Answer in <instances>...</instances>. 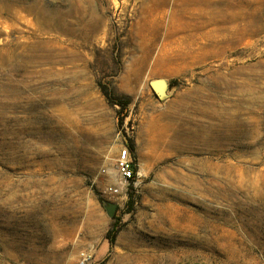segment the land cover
Here are the masks:
<instances>
[{
    "label": "rangeland",
    "instance_id": "374dc122",
    "mask_svg": "<svg viewBox=\"0 0 264 264\" xmlns=\"http://www.w3.org/2000/svg\"><path fill=\"white\" fill-rule=\"evenodd\" d=\"M203 2L0 0V264H264V0Z\"/></svg>",
    "mask_w": 264,
    "mask_h": 264
},
{
    "label": "built area",
    "instance_id": "2783aa9c",
    "mask_svg": "<svg viewBox=\"0 0 264 264\" xmlns=\"http://www.w3.org/2000/svg\"><path fill=\"white\" fill-rule=\"evenodd\" d=\"M117 171L125 181L130 180L135 173L134 168H133V162L130 159V152L127 146L124 147L119 152L118 162H117ZM103 172H106V170L104 169ZM106 192L109 194H113V195L120 194L121 188L115 185H109L106 188ZM80 258L82 259L80 264H83L86 259L85 254H82Z\"/></svg>",
    "mask_w": 264,
    "mask_h": 264
},
{
    "label": "trees",
    "instance_id": "16d2710c",
    "mask_svg": "<svg viewBox=\"0 0 264 264\" xmlns=\"http://www.w3.org/2000/svg\"><path fill=\"white\" fill-rule=\"evenodd\" d=\"M102 89H103V93L105 94V96L107 97V99H108L110 102H112V103H114V104H118V105L120 106V111H119V112L121 113L122 110H124V109L126 108V106H127V104H128V100H125L124 102H123V101H120V100H117L116 98H113V97H112L111 92H109L105 86H102ZM126 146L128 147V150H129V152H130V148H129V146H128V145H126ZM131 149H132V148H131ZM134 177H135V173H134L133 177L130 179V181H132V180L134 179ZM114 215H115V214H114ZM115 217H116V216H115ZM109 233L111 234V232H109ZM110 242L113 243V236H111V238H110Z\"/></svg>",
    "mask_w": 264,
    "mask_h": 264
},
{
    "label": "water",
    "instance_id": "95a60500",
    "mask_svg": "<svg viewBox=\"0 0 264 264\" xmlns=\"http://www.w3.org/2000/svg\"><path fill=\"white\" fill-rule=\"evenodd\" d=\"M152 85H153V87L157 88L156 90H159V91L161 92V94H163V91H164V89H165V85H164V87H163V86H160V87L158 88V85L156 84V81H153V82H152ZM162 87H163V88H162ZM106 209H107V212H108V214H109L110 216H114L115 211H116V209H117V204H116V203H112V202H107V203H106Z\"/></svg>",
    "mask_w": 264,
    "mask_h": 264
},
{
    "label": "bare ground",
    "instance_id": "6f19581e",
    "mask_svg": "<svg viewBox=\"0 0 264 264\" xmlns=\"http://www.w3.org/2000/svg\"><path fill=\"white\" fill-rule=\"evenodd\" d=\"M209 1V0H208ZM217 1V0H216ZM202 2H203V0H202ZM205 2V1H204ZM203 2V3H204ZM215 3V2H214ZM205 4H207V3H205ZM211 4V3H210ZM211 5H213L214 6V4H211ZM209 7V6H208ZM212 7V6H211ZM19 17V16H18ZM206 110V109H205ZM211 112V111H210ZM217 113V112H216ZM228 116V115H227ZM221 118V117H220ZM209 128V127H208ZM229 132H231V131H229ZM222 139V138H221ZM203 144H205V143H203ZM214 144V143H213ZM214 169V168H213Z\"/></svg>",
    "mask_w": 264,
    "mask_h": 264
}]
</instances>
